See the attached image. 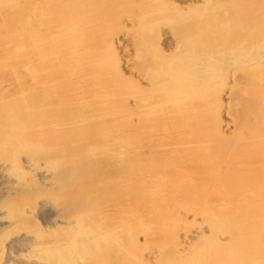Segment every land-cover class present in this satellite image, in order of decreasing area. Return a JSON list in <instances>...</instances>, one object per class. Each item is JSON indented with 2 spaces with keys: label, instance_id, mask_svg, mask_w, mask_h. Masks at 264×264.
<instances>
[{
  "label": "rangeland",
  "instance_id": "rangeland-1",
  "mask_svg": "<svg viewBox=\"0 0 264 264\" xmlns=\"http://www.w3.org/2000/svg\"><path fill=\"white\" fill-rule=\"evenodd\" d=\"M257 2L260 6L263 0ZM235 10L238 11L236 0H0V56L2 55L0 57V101H7L15 93L14 96L19 94L21 97L23 91H26L29 97L32 93L39 94L44 91L56 90L57 93L59 89L58 92L63 96L62 105L66 106L65 104L70 102L72 106H75L69 110L73 112V116L78 111L81 113L92 110L102 112L98 114L99 116L113 115L128 107L140 109L149 102L155 104L157 108L160 100L153 101L145 97L152 90L155 80L164 76L186 75V67L189 64V59L186 57L188 54L199 53L197 46L181 47L184 45L186 29L195 24H199L198 26L202 24L203 28V25H223V23L224 28H233L243 22L236 21ZM60 14L64 20L57 21ZM229 22L232 25H229L231 24ZM230 33L225 32L224 38L216 35L215 32L210 35L219 39L215 42L219 47L208 50L215 52L214 54L220 59L218 61L213 59L207 67V71L212 76L208 87H213L205 86L203 92H199L204 94L199 99L202 107L206 106L209 109L205 113L206 129L208 137H213L214 143L182 144L169 140L166 141L168 142L166 149L161 148L156 152L161 154L167 151L168 153L165 157H160L162 158L158 160L160 165L151 167L153 169L141 164L136 165L139 171L128 179L130 182L127 181L133 184V179L139 180L142 182L141 187L135 189L130 188L129 185L128 190L117 196V204H113L109 209L103 207L98 211L100 213L95 214V219L101 221L108 216L113 219L118 218L112 225L116 226L109 232L110 240H101V243L107 245L110 241H119L124 238V246L121 249V253L124 254H120L121 258L118 261L113 257L110 258L108 264H206L205 260L208 259L206 253L210 250L211 254L218 241H226L231 234H234L233 237L250 234H244V230H241L247 224L257 229L251 233L261 232L257 225L252 223L256 221V218L252 221L248 220L245 218L248 215H245L246 213L241 217L242 209L237 206L245 203V199L254 198L258 201L264 200L262 199L264 196L262 198L261 194L243 198L240 196V199L231 200V203L230 199H221L217 193V169L219 170L220 166L227 169L226 165L233 164V160L237 157V154L230 149L231 146L226 148L228 143L224 145L220 136L234 137L237 130L241 132L239 129H242L241 126L244 127V123L247 124V122L249 126L258 124L256 126L258 131L264 130V37L260 40V45L258 42L253 46L243 37L238 38L239 43ZM219 43L227 45L221 46ZM2 58L3 62H1ZM180 69H183L184 73L178 71ZM71 81L79 84L77 92L65 89L64 86ZM186 93L176 97L185 101V96L188 98L196 96L194 90L191 92L192 95ZM162 100L166 101L167 98L164 97ZM21 102L19 104L23 106ZM99 103L101 106H98ZM243 110L247 112L243 113ZM137 113L138 111H131L121 115L120 118V120L126 119L120 132L124 139L129 141L130 147L135 148L148 142L149 136L155 139L158 136L168 137V135H162L165 131L161 132V130L148 131V133L140 131ZM203 118L202 120L205 119ZM190 126L194 127L195 124L192 123ZM222 145L225 146L224 151L223 148H218L219 151L214 150ZM38 146L47 147L46 144H40L36 145L35 149L41 148ZM195 147L196 150H192ZM3 148L5 150L0 149V159L11 155L10 148L7 146ZM34 151L38 152V150ZM192 152L195 155H192ZM203 152L207 154L204 155ZM17 155L18 159L12 162L13 166L15 165L14 168L29 172L30 169L23 161L26 151L19 150ZM54 159L58 160L55 162ZM51 161L53 165L57 163L61 165L67 160L63 155L56 154L49 162L52 163ZM47 163L42 164L45 165L44 169L49 167L50 163ZM50 166L52 167V164ZM15 172L17 176L14 175ZM13 175L12 177L19 178L17 171H14ZM262 186L263 184L256 183L248 187L259 189ZM41 198L44 199L46 196ZM224 200L226 204L222 207L221 203ZM15 203L4 205L1 216L10 217L14 212L12 220L21 217L25 206ZM50 207L52 209L47 211L54 212L53 207ZM226 210L230 211L225 213ZM234 211L237 216L231 217V213L235 216ZM226 216L227 219H225ZM7 217L0 220L4 222L11 220ZM88 221L87 219L82 223L83 228L77 227L74 234L80 233V229H87V226L89 228L91 225ZM106 221L100 222L103 229L109 227ZM241 222L247 224L242 223L244 225L242 226ZM236 223H238L237 226ZM41 228H44V224L40 218L35 219L25 231L35 236L36 231ZM3 238L0 235V246L4 243ZM39 248H35L38 250L36 251L38 255L32 251L31 257L44 262L39 259L44 257H40V253L42 251H44L42 254L46 253L47 248L43 247L40 250ZM85 256H81L84 262L89 259V255ZM246 257L247 260H239L240 264H264L263 254ZM73 258L76 261H83L80 255H78L80 259H77V253H73Z\"/></svg>",
  "mask_w": 264,
  "mask_h": 264
},
{
  "label": "bare ground",
  "instance_id": "bare-ground-1",
  "mask_svg": "<svg viewBox=\"0 0 264 264\" xmlns=\"http://www.w3.org/2000/svg\"><path fill=\"white\" fill-rule=\"evenodd\" d=\"M236 1L238 4V11L235 10L234 18L237 19L236 21H243L240 25L235 26L233 23L235 27L230 29L224 28V23L223 25H203V29L202 24L201 26L195 24L189 26V29H186L187 33L186 36H184L185 39L182 38L184 40V45H181V47L197 46L199 48V53L188 54L186 57L189 59V64H185V66L187 65V70L185 71L186 75L179 77L164 76L155 80L152 90H150L145 97H147L148 100H160V104L157 108H155V104L151 102L147 104V101V105L145 104L146 106L140 109H129L130 107H128L117 112V115L104 114L99 116L102 112L92 110L91 112L82 111L81 113L78 111V113L73 116V112H69V110L70 108L72 109L74 105L72 106L70 102L65 104L66 106L62 105L63 96L58 92L59 89L57 93L56 90L44 91L43 93L41 92L42 94H33L31 92L32 94L29 95V97L26 94L27 92L25 91V93L23 91L21 97L19 94L14 96L15 93L13 97H10L7 101H0V149L5 150L3 148L4 146L11 149V155H9V157L7 156L0 159V219L7 217V215L1 216L2 208L5 207L4 205H8L9 203L13 205L16 202L25 206L24 213L21 217L12 220L13 212V214L11 213L12 216H8L11 220L7 222L0 220V235L4 237V243L0 246V264H108L109 259L112 257L115 258L116 261L121 258L120 254H124L121 253V249L124 246V238L119 241H110V244L107 245L101 243V240H110L111 233L109 232L116 226L112 225L118 218L113 219L108 216L107 219L101 221L95 219V214L100 213L98 211L103 207L109 209L113 204H117V196L129 188V185L130 188L134 187L135 189L141 187V181L133 179V184H129L130 181L128 179L135 176L134 174L139 171L136 167L138 164L145 165L147 168H154L160 165L159 161L162 159L160 157H165L168 153L166 150V153L159 154L156 152L168 146L166 145L168 144L166 141L170 140V142H172L171 140H173L175 143L182 144H200L202 142L214 143V140H212L213 137H208V130L206 129L205 113H207L209 109H207L206 106L202 107V103L199 101L201 96L204 95L199 92H203L202 90H204L205 86L208 87L209 80L212 79V76L207 71V67L213 59H215V61L220 59H218V55L214 54L215 52L208 50L219 47L217 46L218 43H215L216 40L219 41V39L210 35L215 32L216 35H220L221 38H224L225 32H231L232 35H234V39H237L239 43L240 41L238 38L243 37L247 42L252 43L253 46L258 42L260 45V40L264 37V0L260 6L258 5V0ZM220 8H222L221 5ZM224 12L226 14V11ZM16 19L18 18L16 17ZM58 19L59 21L64 20L61 14L58 16L57 21ZM227 21L229 20L227 19ZM205 22L206 21H204V23ZM229 25H232V23ZM199 27L202 30L199 29ZM227 37H225L226 40ZM212 39L214 40L212 41ZM245 40L243 41L246 43ZM232 44L231 42V45ZM222 45L226 46L227 44L223 43ZM182 57L183 56H181V58ZM1 62H3V58ZM178 71L184 73L183 69ZM64 87L65 89L76 90L77 92L79 84L71 81V83L66 84ZM192 90H194V95L196 96H190V98L185 96V101H183L182 98L176 97V95L182 93L184 95L186 91L192 95ZM164 97L167 98L166 101L162 100ZM19 102H21V104L23 103V106H21ZM98 106H101V104L99 103ZM113 108L115 109L116 106ZM131 111H138L137 116L140 120L138 127L140 131L148 133V131L156 132L157 130H161V132L165 131L162 135H168V137L162 136V138L158 136L157 140L155 137L149 136L150 140L148 139V142L142 143L135 148L130 147L129 141H126L120 132V128H123L122 125L124 121L126 123V119L120 120V118L121 115L130 113ZM245 112L247 111L243 110V113ZM94 114L99 115L97 116ZM200 116L205 119L203 118L204 120H202ZM242 116L244 117V115ZM191 117L195 118L194 121H189L192 120ZM192 123L195 124L194 127L190 126ZM129 125H131V123ZM256 126H258V124L249 126L247 122V124L244 123V127L241 126L242 129H239L241 132L237 130L235 136L232 138H223L219 135L224 145L228 143L226 148L231 146L230 149L237 154V157L232 162L233 164L226 165L227 169H223L220 166L219 170L217 169L216 171V183L218 184L217 193L221 199H230L232 203L231 200L236 198L240 199V196L242 198L244 196H257L258 194H261V198L264 196V130L258 131ZM253 128L255 130H253ZM248 129L250 131H248ZM40 144H46L47 147H43L44 150H42L43 148L41 146L38 147L42 149H35V146ZM224 145L218 146L214 150L219 151L218 148H223L222 150L224 151ZM33 146V149L38 150V152L32 149ZM188 149L190 148L188 147ZM194 149L196 150V147L192 150ZM19 150L26 151L27 156L24 155L23 161L30 169L29 172L25 170L19 171L14 168L15 165L13 166L12 162L18 159L17 152H19ZM198 151H200V149H198ZM205 153L203 152L204 155L207 154ZM56 154H60V156L63 155L64 159L67 160L65 164L62 163L61 165H57V163L53 165L52 161V163L49 162ZM191 154L195 155L194 152ZM198 155H200V153H198ZM57 160L54 159L55 162ZM45 162L50 163L47 169H44L45 165H42ZM51 164L52 167L50 166ZM58 167L60 169H57ZM14 171H17L19 176L18 179L12 177ZM14 175L17 176L16 172ZM256 183L263 184V186L259 187V189L248 187ZM3 192H5V194ZM43 196H46V198H41ZM221 204V206L224 207L223 205L226 204L225 200L222 201ZM240 204L242 205L237 206V208L239 207L242 209L240 211L241 217L246 213L245 215H248L245 218L248 220L252 221L256 218V221L252 223H254L255 226L257 225L259 228L258 230L261 232L251 233L253 230L257 229H254L255 227L252 228L251 225L248 226L246 223L248 220L244 219L247 221L245 223L241 222L240 224H247L248 227L241 228V230H244V234H250L244 236L240 234L241 236L235 235V237H233L234 234H229L230 237L226 241H218L216 248L214 247L215 250L212 251L211 254L210 250L206 253L208 257V259L205 260V262L207 261L206 264H240L243 259L247 258L246 256H252L253 254L264 255V219H258L259 217L264 218V200L259 199L257 201L254 198L252 200L245 199V203ZM12 205L10 206L12 207ZM49 205L53 207V210H55L54 212L47 211V209H52ZM227 207L228 206H226V208ZM221 210L223 215L224 208ZM227 211L228 210H226L225 213ZM235 211L233 212L234 214ZM250 211L251 214L249 215ZM240 213L238 214L240 215ZM229 214L228 216H230ZM222 215H220L221 218ZM236 216L237 213L235 216L231 213V217ZM40 218L42 219L44 228L36 231L35 236L26 232L31 223H33L35 219ZM87 219L91 226L89 228L87 226V229L85 228L84 230L80 229V233L74 234L76 232L75 230L83 228L82 223ZM225 219H227V216ZM105 220H107L106 223L109 227L103 229L100 222L104 223ZM232 220L233 219H231V222H233ZM237 224L238 223L235 225L237 226ZM243 224L242 226H244ZM118 227L116 228L118 229ZM249 227H251L249 229L250 231L248 230ZM236 231L237 234H239V229ZM217 233L219 234V232ZM220 235L222 234L220 233ZM39 238H42V240H39ZM219 239L220 238H218V240ZM36 247H41L42 249L43 247L47 248L46 253L42 254V252H44L42 251L40 253L41 255L39 254L40 257L44 256L42 259L37 256L40 260H44V262L32 259V251L37 254L36 251L38 250L35 249ZM41 248H39V250ZM25 251L27 252L25 253ZM73 253H77V259L78 255H80L82 260L83 257L81 256L89 255V259L86 260V262H84V260H79L80 258L78 260L81 262L76 261V259L73 258ZM237 257L239 259H237ZM235 259L237 260L235 261ZM239 260L241 261L239 262Z\"/></svg>",
  "mask_w": 264,
  "mask_h": 264
}]
</instances>
